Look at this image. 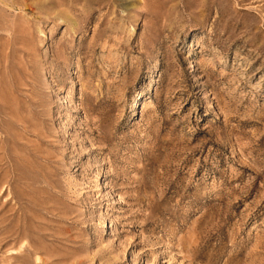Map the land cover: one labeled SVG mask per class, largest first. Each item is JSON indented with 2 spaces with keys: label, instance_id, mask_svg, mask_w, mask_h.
<instances>
[{
  "label": "rangeland",
  "instance_id": "374dc122",
  "mask_svg": "<svg viewBox=\"0 0 264 264\" xmlns=\"http://www.w3.org/2000/svg\"><path fill=\"white\" fill-rule=\"evenodd\" d=\"M0 264H264V0H0Z\"/></svg>",
  "mask_w": 264,
  "mask_h": 264
}]
</instances>
